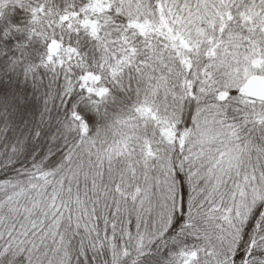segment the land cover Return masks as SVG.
<instances>
[{
	"label": "snow or ice",
	"instance_id": "1",
	"mask_svg": "<svg viewBox=\"0 0 264 264\" xmlns=\"http://www.w3.org/2000/svg\"><path fill=\"white\" fill-rule=\"evenodd\" d=\"M0 264H264V0H0Z\"/></svg>",
	"mask_w": 264,
	"mask_h": 264
}]
</instances>
